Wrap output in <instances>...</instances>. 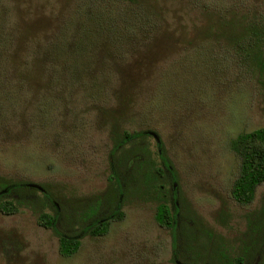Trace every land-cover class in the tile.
Segmentation results:
<instances>
[{"label": "rangeland", "instance_id": "rangeland-1", "mask_svg": "<svg viewBox=\"0 0 264 264\" xmlns=\"http://www.w3.org/2000/svg\"><path fill=\"white\" fill-rule=\"evenodd\" d=\"M135 1L136 16H149L144 28L137 21L115 43H90L72 37L77 23L71 12L83 0H0V23L13 34V65L27 40L39 46L61 22L62 52L53 63L75 57L69 70H50L42 49L28 68L4 74L0 176L58 192L63 211L69 201L105 188L112 122L148 129L159 135L189 207L213 234L231 241L264 194V183L245 205L228 194L237 167L229 138L264 125V67L230 44L243 31V13L264 19V0ZM79 43L80 53L73 50ZM154 204L126 198L120 219L102 234L82 235L67 256L28 207L0 212V264H172L169 231L155 221Z\"/></svg>", "mask_w": 264, "mask_h": 264}, {"label": "trees", "instance_id": "trees-1", "mask_svg": "<svg viewBox=\"0 0 264 264\" xmlns=\"http://www.w3.org/2000/svg\"><path fill=\"white\" fill-rule=\"evenodd\" d=\"M190 1L193 4L199 2ZM135 2L83 0L71 12L74 23H77L72 37L76 41L85 39L86 42L88 39L90 43L91 39L103 38L115 43L131 30L135 22L138 21V28H144L149 16L143 12L139 19L140 15L136 16L137 5L133 6ZM206 3L211 4L209 1ZM241 20L243 31L233 36V43L230 44L233 52L252 54L260 67H264V19L260 13L255 18L245 12ZM5 24L0 23V83L4 82L2 79L6 72L12 68H28L32 56L45 49L49 58L47 69H57L60 65L66 70L74 67L71 63L74 56L70 62L53 63L62 52L66 23L61 22V29L37 47L33 45L34 38L26 39L22 60L14 65L9 58L13 34ZM117 24L124 29H118ZM90 30L96 38L86 34ZM83 44H77L73 50L80 53ZM109 131L108 170L106 186L102 191L93 193L87 199L69 201L62 211L55 200L58 192H52L38 182H33L38 186L29 185L27 181L0 176V212L10 214L19 206L28 207L34 212L36 223L56 235L58 252L67 256L77 249L83 234H102L110 221L120 219L123 216L122 201L126 198L152 200L155 203V221L169 231L172 264H201L198 263L199 257L207 264H264V194L256 208L244 213V228L238 235L231 241L223 239L202 223L178 192L172 162L156 132L155 138L148 129L118 128L113 122ZM228 146L237 159L228 194L237 204L245 205L251 202L255 188L264 183V125L238 131L229 138ZM96 205L102 206L105 211H96Z\"/></svg>", "mask_w": 264, "mask_h": 264}, {"label": "flooded vegetation", "instance_id": "flooded-vegetation-1", "mask_svg": "<svg viewBox=\"0 0 264 264\" xmlns=\"http://www.w3.org/2000/svg\"><path fill=\"white\" fill-rule=\"evenodd\" d=\"M99 209H101L100 212H104L105 211L102 206L96 205V211H98ZM101 219H102V217H101ZM85 223H87V221ZM83 235H85V234H83Z\"/></svg>", "mask_w": 264, "mask_h": 264}, {"label": "water", "instance_id": "water-1", "mask_svg": "<svg viewBox=\"0 0 264 264\" xmlns=\"http://www.w3.org/2000/svg\"><path fill=\"white\" fill-rule=\"evenodd\" d=\"M150 133H152L154 136H155V138H156V134L153 132V131H151L150 130ZM27 184H31V185H36V186H38V184H36V183H33V182H28ZM201 264H207V263H201Z\"/></svg>", "mask_w": 264, "mask_h": 264}]
</instances>
